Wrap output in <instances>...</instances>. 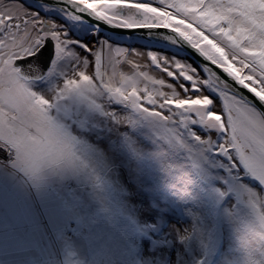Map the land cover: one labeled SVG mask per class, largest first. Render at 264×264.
Wrapping results in <instances>:
<instances>
[{"label": "snow or ice", "instance_id": "snow-or-ice-1", "mask_svg": "<svg viewBox=\"0 0 264 264\" xmlns=\"http://www.w3.org/2000/svg\"><path fill=\"white\" fill-rule=\"evenodd\" d=\"M39 3L0 0V264H264V0Z\"/></svg>", "mask_w": 264, "mask_h": 264}, {"label": "rangeland", "instance_id": "rangeland-1", "mask_svg": "<svg viewBox=\"0 0 264 264\" xmlns=\"http://www.w3.org/2000/svg\"><path fill=\"white\" fill-rule=\"evenodd\" d=\"M23 2H27V6L29 8H31V4H32V8L33 10H39L40 9V5H36V4H33V2L31 1H27V0H23ZM5 4H8V2L5 0ZM43 14V13H42ZM79 35H82V33H80ZM102 36L104 37H111L113 40H119V41H122L125 43V46L127 44L129 45H133V46H147V49H157V50H161V51H164V53H169V54H175V55H178L179 57H183L185 58L182 54L178 53V52H175V51H170L164 47H160L158 46L157 44L153 43V42H150L146 39H142L140 37H131V39H126V37H121V36H118V37H112L110 35H107V34H104L102 33ZM147 49H143L142 50H147ZM153 73L155 74L156 73V70L153 69ZM243 215V214H242ZM177 219V217L173 216L172 217V220L175 221ZM249 221H251L253 218H248ZM243 227H247V225H242V228ZM1 229V228H0ZM228 241H229V237L227 235V233L225 234V250L228 251ZM256 246L258 247L259 244L258 242L256 243ZM218 264H220V261L218 259Z\"/></svg>", "mask_w": 264, "mask_h": 264}, {"label": "water", "instance_id": "water-1", "mask_svg": "<svg viewBox=\"0 0 264 264\" xmlns=\"http://www.w3.org/2000/svg\"><path fill=\"white\" fill-rule=\"evenodd\" d=\"M31 1L34 4H36V5H40L39 0H31ZM90 23H92V22L90 21ZM102 33L107 34V35H110L112 37H118V36H121V37H127V36H130V37H140L142 39H146V40H148L150 42H153V43L157 44L160 47H164V48H166V49H168L170 51L178 52V53L182 54L185 58H187V59H189L191 61H195L196 64H199V61L192 54V52H191L190 49H187V48L178 49L176 47H173V46L167 44V42L158 41L154 37H147L146 35L142 36L141 33L138 32V31H134V32H122V30H110L106 26H104L102 28Z\"/></svg>", "mask_w": 264, "mask_h": 264}, {"label": "crops", "instance_id": "crops-1", "mask_svg": "<svg viewBox=\"0 0 264 264\" xmlns=\"http://www.w3.org/2000/svg\"><path fill=\"white\" fill-rule=\"evenodd\" d=\"M0 234H2V232H3V227L2 226H0Z\"/></svg>", "mask_w": 264, "mask_h": 264}, {"label": "flooded vegetation", "instance_id": "flooded-vegetation-1", "mask_svg": "<svg viewBox=\"0 0 264 264\" xmlns=\"http://www.w3.org/2000/svg\"><path fill=\"white\" fill-rule=\"evenodd\" d=\"M7 2H8V0H6ZM27 1H30L31 2V0H27ZM25 4H26V6H27V2H25ZM34 4V3H33ZM31 8H32V4H31Z\"/></svg>", "mask_w": 264, "mask_h": 264}]
</instances>
